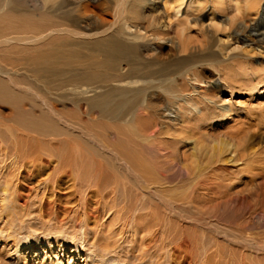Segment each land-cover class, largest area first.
<instances>
[{
    "label": "bare ground",
    "instance_id": "obj_1",
    "mask_svg": "<svg viewBox=\"0 0 264 264\" xmlns=\"http://www.w3.org/2000/svg\"><path fill=\"white\" fill-rule=\"evenodd\" d=\"M161 1L0 0L1 191L13 201L26 198L16 176L35 154L32 148L43 151L44 141L54 138L69 151L37 158L69 170L84 190L83 200L64 214L45 198L55 180L47 178L48 187L43 183L39 213L71 236L58 249L69 243L76 255L86 247L97 255V247L116 248L118 240L123 245L130 239L142 252L166 247L178 259V250L193 249L204 236L209 246L203 245L199 264H264V150L217 141L207 165L200 149L192 155L184 150L185 134L193 132L187 129L201 134L212 123L248 115L246 109L213 104L223 89L233 92L239 82L250 97L264 94V25L252 22L256 38L250 40V27L219 16L214 6L202 47L189 50L165 34ZM210 2L223 5V0L164 4L178 19L188 10L200 14ZM238 43L261 53L257 59L245 56ZM168 46L176 52L164 56ZM234 62L242 68L234 70ZM198 68L230 73L202 86ZM88 193L101 199L91 210L84 201ZM225 207L242 213L224 220L217 210ZM177 264H196V256L184 254Z\"/></svg>",
    "mask_w": 264,
    "mask_h": 264
},
{
    "label": "rangeland",
    "instance_id": "obj_2",
    "mask_svg": "<svg viewBox=\"0 0 264 264\" xmlns=\"http://www.w3.org/2000/svg\"><path fill=\"white\" fill-rule=\"evenodd\" d=\"M259 1L260 0H223V5L221 7H218L216 4H214V2H210L208 8L199 12L200 14L191 16L193 12H195V14L198 12H196L194 9L188 10V13H181L178 19L173 16L172 9L167 7L168 5L165 6V0L160 2L159 10L161 13H163L164 19L162 24L166 27L165 34L174 37L175 40L179 41V43L187 46L189 50L198 51L204 42L205 26L208 25L209 19L212 18V16H210V12L214 6L217 8L216 14L219 16L236 23L243 22L246 27H250L248 34H251V36L248 39L252 40L256 38V33L252 32L250 25L252 22L257 23L256 27H258L259 24V27L264 25V19H262V16H264V0H262V2ZM253 6L254 8H252ZM198 16L202 19L200 21L197 20V22H194L193 19ZM195 24L197 26L193 27ZM201 24H203L204 27L200 28L202 26ZM222 38V34L221 36L218 35V39L224 41V38ZM167 45H170V43ZM238 46L241 49V54L254 59H257L256 52L261 53V51L257 49L253 50V45H244L238 43ZM174 52H176V49L174 50V47L172 46H168L167 48L165 47L163 49L164 56H168ZM234 64L237 65V67ZM234 64V70L236 68H242L243 66L239 62H234ZM197 70L202 80L206 82L202 86H210L212 82L219 78L220 74L222 75L224 73V75H228L230 73L229 70H223L222 73L221 71L218 73L210 68L203 70L198 68ZM177 85L180 87V82ZM235 86L238 87V89H234L233 92H230L228 89H223L221 92H219L217 97L212 99L213 104H215L216 107H219L220 109L228 108L230 106L234 108L237 107L242 110L246 109L248 111V115H242L235 121L230 119V121L228 120V122L220 126L217 125V123H212L211 126H206L203 128L201 130V134L198 129L194 130V128L187 129V131L192 129L193 132H190V134H185L187 139V146L184 148L185 154L192 155V153L200 152L197 151L200 149L202 152L201 161L204 163V165H207V162L205 163V158L212 154L214 147L219 148L220 143L217 144V141H223L229 144L234 143L232 146L239 144L238 146H241L240 148H242V146L246 147L248 145V148L252 147L251 149L255 151H258L259 149V151L264 150V94L259 96L253 94L250 97V92L248 93L247 91L239 89L241 88L239 82L235 83ZM172 101L170 100V107L179 112V106L174 103L172 104ZM234 108H232L233 111L235 110ZM246 110L243 111L245 112ZM67 111L68 113L70 112L71 117L73 114L72 109H68ZM256 113L260 114L262 118H259V120L256 119L254 116ZM235 122L238 125H234ZM232 133L236 138H231L233 137L231 136ZM172 137L173 136H171V138ZM51 139V142L53 143H47L48 140L44 141V146L42 143H40L46 150L43 149L42 151V149L38 147L32 148L35 150V154L32 153L33 155H30L29 158L26 159L24 165L25 170L23 172H19V177L16 176V178H18L19 187L21 188L20 192L22 191L23 195H26V198L21 199V201H13V199L10 200L0 188V264H89V262L83 260L84 252L88 254V256L94 258L97 261V264H177L181 263L184 254L193 252V254L196 256V264H199V260L203 256V251L209 246L206 244L207 240L204 236L202 239L204 240L205 238L206 243L202 239H199V244H197L193 249L191 247H183L181 248L182 250H178L179 255L182 253L180 255L181 258L178 259L174 257L172 258L170 251L167 250L166 247H160L148 252H142L143 250L139 249L136 243V246L135 244L132 245L130 239L129 242L128 239L122 242L123 245H121V241L118 240L120 242L119 246L115 245L116 248L118 247L117 249L112 245L108 248L97 247V255L93 254L91 251L92 249H89L88 247L85 248L84 252L80 251L76 255L73 253L75 246L69 245V243L65 245L63 249H58V245L64 244L63 240L66 239V237L71 236L68 234L66 227H59L56 225V223L51 221L50 217H45L39 213V205L42 197L41 194L44 188L43 183L45 182V186L48 187L50 182H47V178H49V180H55L53 191L49 194H46L45 198H47V200L56 207L58 212L63 211L62 213H64L65 209H75L77 204L83 200L84 190L78 187L79 185L75 180L74 174L69 172V170L59 171L56 166L54 167L56 163L48 166L42 162L40 158H37L40 156V154H43V152L49 153L50 151H69L70 146H60L59 144L54 143L56 141L54 138ZM41 145L39 147H41ZM222 157L226 159L229 156L225 154ZM227 164L228 166L231 165L230 163ZM262 166L264 167L263 164ZM236 167L238 168L239 165H236ZM177 185L181 186L182 184L178 183ZM87 195L88 196H86L87 198L85 197L84 201L86 202L88 209L91 210L93 207H96V202L98 204L101 199H99L100 197L98 196H93L91 193H88ZM217 212L224 220H229L239 217L242 213V209L239 207H225L220 208V210L218 209ZM165 234L167 235V233ZM172 234L173 233H169V239L174 237ZM75 238L76 237H73V239L71 238V242L75 241ZM75 242L79 243V241ZM201 242H204V244ZM22 243H30L32 248L29 250L21 248L20 246ZM128 243H130L131 246L128 245ZM47 244H49L50 247H48ZM199 245L200 247H198ZM203 245L206 247H203ZM134 247L137 249V251ZM138 254H140L141 257H139Z\"/></svg>",
    "mask_w": 264,
    "mask_h": 264
}]
</instances>
